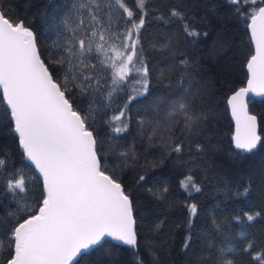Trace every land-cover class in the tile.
<instances>
[{
    "label": "trees",
    "instance_id": "trees-1",
    "mask_svg": "<svg viewBox=\"0 0 264 264\" xmlns=\"http://www.w3.org/2000/svg\"><path fill=\"white\" fill-rule=\"evenodd\" d=\"M99 2L105 25L110 22L115 31L122 32V16H126L123 9L116 0ZM122 2L133 11L134 19L146 13L140 47L149 70L148 94L137 96L128 105L127 131L113 132L112 124L106 122L118 114V105L108 107L105 100L112 86L110 69L92 58L91 62L102 71L101 91L94 96L95 115L89 123L97 140L106 141L103 154L108 157L107 167L133 199L137 245L104 243L78 257L79 264H220L226 258L235 264H264V259H255L264 253V96L247 98L261 137L252 152L233 147L225 101L244 83L245 62L252 53L246 26L249 20L244 13L264 3L258 0L250 7L234 5L230 0H145L141 9L138 0ZM72 3L73 0H0V8L11 20L23 21L32 29L45 58L66 46L71 34L57 25L62 24ZM173 10L183 13V19L172 17ZM185 25L200 35H186ZM181 60L188 63L181 64ZM134 76L131 74L127 84L119 86L114 99L135 95L132 89L139 85L134 84ZM183 87L195 92V111L206 116L198 134L186 132L184 118L179 114L169 117L171 109L158 103L161 96L167 98ZM75 103L85 115L91 100L76 97ZM12 126L0 90V158L5 160L0 168V217L16 210L17 201L33 204L43 194L42 179L25 158ZM175 143L182 144L180 153L172 152ZM120 152L129 155L121 157ZM14 173L24 174L26 192L17 190L14 194L6 189ZM140 175L148 179L138 183ZM187 176L193 177L200 192L181 186ZM191 204L197 206V212L189 228ZM247 215L254 219L248 221ZM7 221L12 222L10 218ZM241 232L245 236L241 237ZM0 241V264H4L10 252L6 231L0 230ZM229 243L235 251L227 252ZM248 244L253 247L244 251Z\"/></svg>",
    "mask_w": 264,
    "mask_h": 264
},
{
    "label": "snow or ice",
    "instance_id": "snow-or-ice-1",
    "mask_svg": "<svg viewBox=\"0 0 264 264\" xmlns=\"http://www.w3.org/2000/svg\"><path fill=\"white\" fill-rule=\"evenodd\" d=\"M259 2L264 3V0ZM116 3L126 13L122 16V32L115 31L110 22L105 25L99 0H73L62 24L57 25L71 34L66 38V46L45 58L32 29L23 21L11 20L0 8V90L13 122L11 131L43 181L39 202L17 201L16 210L0 217V230L7 232L10 241L9 256L4 264H79L78 257L86 256L90 249L102 247L104 243L137 245L133 199L107 167L108 157L103 154L106 141L97 140L89 123L95 115L94 96L101 91L99 73L102 71L98 64L91 62L92 58L110 69L112 86L107 89L105 100L108 107L113 103L118 105V114L106 122L112 124L113 132L127 131L128 105L137 96L148 94L149 70L140 47V30L146 13L134 19L133 11L122 0ZM230 3L252 7L258 0H230ZM138 5L143 9L145 0H138ZM240 11L237 7V12ZM171 16L183 19V13L177 10H173ZM244 17L250 20L246 26L255 43V54L247 63L250 77L247 87L235 92L228 104L236 118L235 148L252 152L261 137L256 131V117L248 114L245 98L250 92L264 95V6L253 7ZM185 33L191 37L200 35L188 25H185ZM133 73L136 74L133 82L139 85L132 89L135 95L114 99L119 86L126 85ZM76 97L91 100L85 115L78 110ZM194 99L195 92L183 87L167 98L161 96L158 103L171 109L169 117L179 114L184 118L186 132L198 134L206 116L195 111ZM197 148L201 151L199 145ZM181 151L182 144L175 143L172 152ZM118 155L127 157L129 154L120 152ZM4 165L5 160L0 158V168ZM147 179L140 175L138 183ZM5 186L14 194L17 190L26 192L24 174L14 173ZM181 186L185 190L191 186L195 192L201 191L192 176L182 180ZM13 200H16L15 195ZM188 209V227L191 228L197 206L191 204ZM7 218L11 219L10 224ZM253 219L254 216L247 215L248 221ZM240 235L243 237L245 233ZM2 246L3 241H0V248ZM252 247L248 244L244 251ZM233 251L229 243L227 252ZM220 252L223 254L225 249ZM255 259H264V253ZM220 264L235 262L226 258Z\"/></svg>",
    "mask_w": 264,
    "mask_h": 264
},
{
    "label": "water",
    "instance_id": "water-1",
    "mask_svg": "<svg viewBox=\"0 0 264 264\" xmlns=\"http://www.w3.org/2000/svg\"><path fill=\"white\" fill-rule=\"evenodd\" d=\"M262 6H264V5H262ZM262 6H259V7H262ZM248 23H250V20L248 21ZM247 23V24H248ZM247 30H248V34H249V37H250V29L249 28H247ZM250 42H251V45H252V53L248 56V58H247V60H246V62H245V70H246V78H245V81H244V83L241 85V86H239V87H237L235 90H233L232 92H230L228 95H227V97H226V105H227V109H228V114H229V117H230V119H231V123H232V134H231V141H232V145H233V147L235 148V141H234V136H235V134H236V118L232 115V110H231V106L228 104V100L230 99V97L232 96V95H234L235 94V92H237V91H239L241 88H246L247 87V80L250 78L249 77V72H248V69H247V63H248V60L250 59V57H251V55H253V54H255V43L253 42V41H251V39H250ZM2 91V90H1ZM253 97V98H262L264 95H258V94H256V93H252V92H250L249 94H248V96L245 98L246 99V104H247V98L248 97ZM5 101V100H4ZM6 102V101H5ZM247 111H248V114L250 115V116H255L256 117V115L253 113V112H251L249 109H248V104H247ZM256 125H257V127H256V131H257V134L260 136V134H259V131H258V122H257V118H256ZM258 145V144H257ZM236 149V148H235ZM23 150V149H22ZM26 158V157H25ZM30 162V161H29ZM31 163V162H30ZM32 164V163H31ZM34 166V165H33ZM35 168V167H34ZM37 172H38V170H36ZM39 173V172H38ZM40 175V174H39ZM40 177H41V179H42V176L40 175ZM42 185H43V181H42Z\"/></svg>",
    "mask_w": 264,
    "mask_h": 264
}]
</instances>
